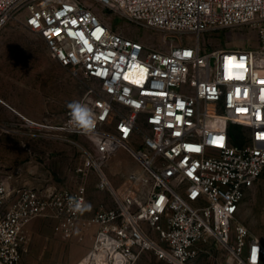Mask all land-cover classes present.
Masks as SVG:
<instances>
[{"label": "built area", "instance_id": "1", "mask_svg": "<svg viewBox=\"0 0 264 264\" xmlns=\"http://www.w3.org/2000/svg\"><path fill=\"white\" fill-rule=\"evenodd\" d=\"M97 5L187 44L147 47L115 31ZM12 22L98 84L82 102L90 131L71 124L70 111L56 123L20 116V128L78 148L77 173L94 172L113 206L83 219L84 182L33 187L0 166V264H22L37 218L57 221L65 238L81 223L97 227L91 264H137L143 254L195 264L209 246L226 252L225 264H264V245L238 219L264 174V0H0V33ZM243 26L257 30L256 47L204 50L206 35ZM120 149L140 167L122 192L104 170Z\"/></svg>", "mask_w": 264, "mask_h": 264}, {"label": "rangeland", "instance_id": "2", "mask_svg": "<svg viewBox=\"0 0 264 264\" xmlns=\"http://www.w3.org/2000/svg\"><path fill=\"white\" fill-rule=\"evenodd\" d=\"M96 9L115 31L147 47L168 52L187 44L181 35H167L130 22L109 8L97 5ZM202 45L206 51L254 48L258 45V32L251 26L217 31L203 37ZM95 86L98 84L94 80L83 75L76 77L58 64L44 40L22 23L12 22L0 33V97L24 114H35L31 117L34 121L61 122L70 111L68 105L73 101L82 103L88 90ZM22 123V118L15 116L7 126L0 124V166L18 171L23 182L33 187L75 188L82 181L77 173L83 164L80 150L68 151L39 143L38 138L23 134ZM80 139L85 142L84 138ZM104 170L122 192L128 175L140 167L128 152L120 149ZM87 189L91 206L87 211L92 215L102 205L113 206L110 195L98 188L94 172L87 176ZM238 219L264 245V174L245 197ZM91 228L81 223L72 238H65L57 221L35 219L29 226V252L22 264H90L94 244L87 254V238L92 235ZM226 260L224 250L209 246L195 264H225ZM137 264L168 263L152 254H143Z\"/></svg>", "mask_w": 264, "mask_h": 264}, {"label": "crops", "instance_id": "3", "mask_svg": "<svg viewBox=\"0 0 264 264\" xmlns=\"http://www.w3.org/2000/svg\"><path fill=\"white\" fill-rule=\"evenodd\" d=\"M5 108H7V109H5ZM34 115L35 114L28 113V112H25V114L22 113L16 107H13L12 105L8 104L2 97H0V124L2 126H7L14 119L15 116H23V117H26V118L34 121V119L31 118V117H34ZM77 139L81 140L80 138H77ZM38 140H40L39 143L41 142L42 144H45L46 146H49L51 148H58V147L62 148L63 147V149H67L68 151H69V149L70 150L71 149H77L74 145H71L68 143H66L67 144L66 146L60 145V144H58V142H61V141H57L54 139H49V138H41L40 139V138H38ZM45 142H48V143H45ZM62 143H65V142H62ZM79 177H81V180H82L81 182H79V184L84 182L87 186V177H86V179H84L80 175H79ZM79 184H77L76 187ZM88 199H89V196H88ZM92 216H93L92 213L87 211V208H86V210L83 213V219H88V218H91ZM97 230H98L97 227H93L90 229V231H92V235L89 238H87V254L89 253L90 249L92 248V246L94 244L95 234L97 233Z\"/></svg>", "mask_w": 264, "mask_h": 264}, {"label": "clouds", "instance_id": "4", "mask_svg": "<svg viewBox=\"0 0 264 264\" xmlns=\"http://www.w3.org/2000/svg\"><path fill=\"white\" fill-rule=\"evenodd\" d=\"M68 108L71 113L70 123L73 124L76 128L88 132L95 127V119L92 111L88 108L87 105L73 101L68 105ZM72 198H70L71 201ZM90 205H87L86 208L90 210ZM76 210H83L77 206Z\"/></svg>", "mask_w": 264, "mask_h": 264}, {"label": "snow or ice", "instance_id": "5", "mask_svg": "<svg viewBox=\"0 0 264 264\" xmlns=\"http://www.w3.org/2000/svg\"><path fill=\"white\" fill-rule=\"evenodd\" d=\"M33 23H35V21H32ZM73 23H75V21H73ZM99 31V30H98Z\"/></svg>", "mask_w": 264, "mask_h": 264}, {"label": "bare ground", "instance_id": "6", "mask_svg": "<svg viewBox=\"0 0 264 264\" xmlns=\"http://www.w3.org/2000/svg\"><path fill=\"white\" fill-rule=\"evenodd\" d=\"M91 264V263H90Z\"/></svg>", "mask_w": 264, "mask_h": 264}]
</instances>
